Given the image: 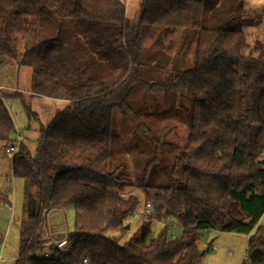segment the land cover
<instances>
[{
  "label": "trees",
  "instance_id": "1",
  "mask_svg": "<svg viewBox=\"0 0 264 264\" xmlns=\"http://www.w3.org/2000/svg\"><path fill=\"white\" fill-rule=\"evenodd\" d=\"M263 17L264 8H247L245 0H141L136 22L125 0H0V71L29 67L32 96L68 102L40 124L32 154L7 105L24 94L0 83L5 152L21 132L11 160L25 183L18 264H202L199 239L208 229L249 235L250 250H262L251 263L264 264V42L247 32ZM177 30L186 37L172 66L158 67V80H140L147 35L160 41ZM146 85L165 90L167 103L178 100L189 122L162 185L111 167L115 110ZM140 124L151 135L158 128ZM135 187L152 208L141 236L121 242L139 205L134 193L123 194ZM3 204H11V193L0 187ZM69 205L74 231L66 245L37 257L45 214ZM154 215L178 218L182 233L171 235L165 225L149 237Z\"/></svg>",
  "mask_w": 264,
  "mask_h": 264
},
{
  "label": "rangeland",
  "instance_id": "2",
  "mask_svg": "<svg viewBox=\"0 0 264 264\" xmlns=\"http://www.w3.org/2000/svg\"><path fill=\"white\" fill-rule=\"evenodd\" d=\"M125 1L128 17L136 22L141 12V0ZM245 4L250 9L264 8V0H245ZM247 32L252 38L264 42V17L260 26L248 29ZM185 37L183 30H177L160 41L148 34L144 41L148 47L144 51L146 60L139 79L149 81L161 78L163 74L162 71L158 72V67L169 69L172 66L173 56L182 46ZM166 45L170 48L167 49ZM193 52L194 47L192 46L185 52L184 59H187V64L192 61ZM151 69L153 74L150 73ZM31 75L32 69L29 67L21 69L7 67L0 71V83L3 85L2 90L7 93L18 90L24 94L22 98H10L7 100V105L16 122V128L22 132L23 141L32 154H35L40 124L49 123L66 104L63 100L32 96L29 93ZM131 83L135 84V81L131 80ZM129 89V87L126 89V93ZM166 94L172 96L171 90ZM165 98V90L146 85L132 89L128 96V106L118 107L115 110L111 167L112 169L117 168L123 176L131 177L136 182L164 184L168 172L175 164L174 146L183 147L189 133L185 108H180L178 100L167 103ZM26 106L30 107L37 116H29ZM127 110L129 113H125ZM140 123L156 125L158 128L153 133L155 138L149 130L142 129ZM163 143L170 145L164 146ZM12 157V153H6L0 145V187L11 193V204L0 206V236L4 238V243L0 244V255L4 259L0 264H18L20 223L25 211V183L23 178L13 174ZM132 190L128 189L123 195L126 197L134 193L139 198L138 214L130 218L131 227L121 238V242L141 236V225L147 217L146 204L150 202L147 201V193L143 187H135ZM74 216L75 209L72 205L51 210L45 214L40 227V237L44 244L35 252L37 257L50 255L53 242L74 231ZM258 224L264 226V215ZM165 225L169 226L171 235L182 233L178 218L163 215L159 219L157 215H154L150 220L149 237L158 235ZM43 231L45 234L41 235ZM199 246L203 253L202 264H252L250 259L252 250L248 246L247 237L243 234L212 229L204 230L199 239Z\"/></svg>",
  "mask_w": 264,
  "mask_h": 264
},
{
  "label": "built area",
  "instance_id": "3",
  "mask_svg": "<svg viewBox=\"0 0 264 264\" xmlns=\"http://www.w3.org/2000/svg\"><path fill=\"white\" fill-rule=\"evenodd\" d=\"M1 88V87H0ZM20 138H21V132L17 129L16 131V140L14 141V145L8 147L6 149V152L7 153H12L14 154L17 150H18V146H19V143H20ZM132 194V193H130ZM126 197H128V195H126ZM147 212H150L151 211V204L150 203H147ZM4 243V238L0 237V244H3ZM67 243V239L66 238H63L59 241L56 242V246L59 247V248H62L63 246H65ZM213 248H216L215 246H213ZM3 259L2 255H0V262L1 260Z\"/></svg>",
  "mask_w": 264,
  "mask_h": 264
},
{
  "label": "water",
  "instance_id": "4",
  "mask_svg": "<svg viewBox=\"0 0 264 264\" xmlns=\"http://www.w3.org/2000/svg\"><path fill=\"white\" fill-rule=\"evenodd\" d=\"M55 247V245H54ZM262 250L261 248H254L252 251H251V254H250V259L253 261L255 260L260 254H261Z\"/></svg>",
  "mask_w": 264,
  "mask_h": 264
},
{
  "label": "crops",
  "instance_id": "5",
  "mask_svg": "<svg viewBox=\"0 0 264 264\" xmlns=\"http://www.w3.org/2000/svg\"><path fill=\"white\" fill-rule=\"evenodd\" d=\"M2 86H3V85H2ZM52 99H53V98H52ZM55 100H61V99H55ZM63 101H64V103L67 105V103H68V102H67V101H65V100H63ZM66 105H65V106H66ZM13 119H14V118H13ZM14 122H15V120H14ZM15 123H16V122H15ZM15 125H16V124H15ZM263 215H264V214H263ZM263 215H262V216H263ZM44 234H45V232H44V231H43V232H41V235H44ZM243 235H245V236L247 237V239H248L249 235H246V234H243ZM66 237H67V236H66ZM63 238H65V237H63ZM63 238H61V239H63ZM61 239H57V240H55V241L53 242V243H54V245H55V243H56L57 241H59V240H61ZM54 245H53V246H54ZM3 259H4V258H3Z\"/></svg>",
  "mask_w": 264,
  "mask_h": 264
}]
</instances>
